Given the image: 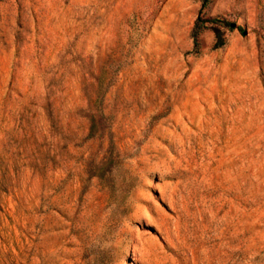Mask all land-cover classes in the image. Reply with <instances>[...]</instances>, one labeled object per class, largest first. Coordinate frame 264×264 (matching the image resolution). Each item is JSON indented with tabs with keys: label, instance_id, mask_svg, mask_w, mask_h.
Returning <instances> with one entry per match:
<instances>
[{
	"label": "rangeland",
	"instance_id": "rangeland-1",
	"mask_svg": "<svg viewBox=\"0 0 264 264\" xmlns=\"http://www.w3.org/2000/svg\"><path fill=\"white\" fill-rule=\"evenodd\" d=\"M0 264H264V0H0Z\"/></svg>",
	"mask_w": 264,
	"mask_h": 264
},
{
	"label": "trees",
	"instance_id": "trees-1",
	"mask_svg": "<svg viewBox=\"0 0 264 264\" xmlns=\"http://www.w3.org/2000/svg\"><path fill=\"white\" fill-rule=\"evenodd\" d=\"M210 0H202V7L206 6ZM217 20H203L202 18H197L195 20L194 26L191 31V38L193 42V50L196 52L199 47V35L207 28L208 23H214ZM225 45V40L219 31L215 32V43L213 45L214 49L221 48Z\"/></svg>",
	"mask_w": 264,
	"mask_h": 264
},
{
	"label": "water",
	"instance_id": "water-1",
	"mask_svg": "<svg viewBox=\"0 0 264 264\" xmlns=\"http://www.w3.org/2000/svg\"><path fill=\"white\" fill-rule=\"evenodd\" d=\"M231 26H232V27H234V26H235V24H231Z\"/></svg>",
	"mask_w": 264,
	"mask_h": 264
}]
</instances>
